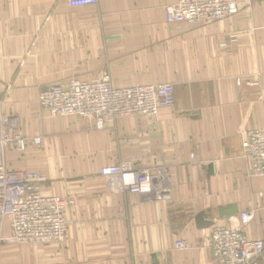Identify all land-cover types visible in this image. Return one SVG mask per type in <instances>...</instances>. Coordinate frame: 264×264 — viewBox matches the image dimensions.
I'll return each mask as SVG.
<instances>
[{
  "label": "crops",
  "instance_id": "0c3cea01",
  "mask_svg": "<svg viewBox=\"0 0 264 264\" xmlns=\"http://www.w3.org/2000/svg\"><path fill=\"white\" fill-rule=\"evenodd\" d=\"M70 1L0 0V117L17 116L23 136L43 138L23 154L10 148L7 167L43 174V195L66 202L69 226L63 243L21 248V261L219 264L212 227L198 228L196 216L230 205L237 216L229 219L250 213L244 231L264 242V177L242 148L249 131L264 129V3L237 0L236 16L188 26L166 20L177 0ZM105 74L114 87L171 84L175 103L102 131L38 105L47 86ZM121 162L166 196L128 192L131 176L101 175ZM180 241L189 248L177 249Z\"/></svg>",
  "mask_w": 264,
  "mask_h": 264
},
{
  "label": "built area",
  "instance_id": "2783aa9c",
  "mask_svg": "<svg viewBox=\"0 0 264 264\" xmlns=\"http://www.w3.org/2000/svg\"><path fill=\"white\" fill-rule=\"evenodd\" d=\"M264 3V0H260ZM98 0H71L72 5L94 6ZM239 13L237 0H177L166 8L169 24L211 25ZM175 103L171 84L114 87L110 75L83 81L71 79L44 88L38 105L52 118L78 117L96 130L107 129L120 118L143 116L156 118L162 109ZM21 120L14 115L0 117V248L4 244L47 245L63 243L69 231L66 202L57 196H44L46 177L23 170L12 175L7 167L10 148L23 154L30 145L41 146L42 137H25ZM242 148L252 164L255 176L264 177V129L251 130ZM144 174V176H139ZM102 176H131L123 188L131 193L149 192L165 195L167 189L147 173L135 170L130 162L103 168ZM248 212L241 213L237 223L214 222L211 232L213 259L219 264H253L264 255V242L251 239L244 228L251 222ZM177 249L187 250V242H177Z\"/></svg>",
  "mask_w": 264,
  "mask_h": 264
},
{
  "label": "water",
  "instance_id": "95a60500",
  "mask_svg": "<svg viewBox=\"0 0 264 264\" xmlns=\"http://www.w3.org/2000/svg\"><path fill=\"white\" fill-rule=\"evenodd\" d=\"M214 215L219 218H232L237 216V207L235 205H230L225 208H218L216 211L208 210L202 211L196 216V224L200 229L209 228L214 225L213 217Z\"/></svg>",
  "mask_w": 264,
  "mask_h": 264
},
{
  "label": "rangeland",
  "instance_id": "374dc122",
  "mask_svg": "<svg viewBox=\"0 0 264 264\" xmlns=\"http://www.w3.org/2000/svg\"><path fill=\"white\" fill-rule=\"evenodd\" d=\"M240 9L241 11L245 10V7H241ZM25 246L28 245L4 244L0 248V264H24L25 261H21L20 259V253H22L21 248ZM29 246L32 247V245ZM29 257L31 256L29 255Z\"/></svg>",
  "mask_w": 264,
  "mask_h": 264
},
{
  "label": "bare ground",
  "instance_id": "6f19581e",
  "mask_svg": "<svg viewBox=\"0 0 264 264\" xmlns=\"http://www.w3.org/2000/svg\"><path fill=\"white\" fill-rule=\"evenodd\" d=\"M158 116H159V114H158ZM158 116H157V117H158ZM157 117H156V118H157ZM92 127L94 128V126H93V125H92ZM94 130H96V129L94 128ZM96 131H99V130H96ZM28 245H32V244H28ZM34 245H35V244H34Z\"/></svg>",
  "mask_w": 264,
  "mask_h": 264
}]
</instances>
